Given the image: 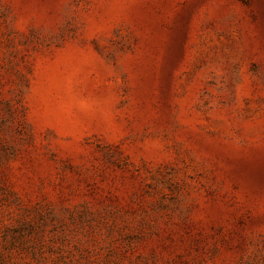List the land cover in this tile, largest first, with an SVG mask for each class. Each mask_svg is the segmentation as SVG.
I'll use <instances>...</instances> for the list:
<instances>
[{
  "label": "rangeland",
  "instance_id": "obj_1",
  "mask_svg": "<svg viewBox=\"0 0 264 264\" xmlns=\"http://www.w3.org/2000/svg\"><path fill=\"white\" fill-rule=\"evenodd\" d=\"M0 264H264V0H0Z\"/></svg>",
  "mask_w": 264,
  "mask_h": 264
}]
</instances>
